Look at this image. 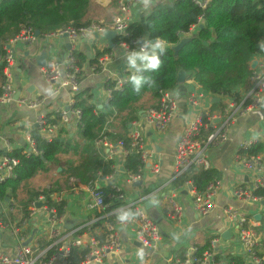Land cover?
Returning a JSON list of instances; mask_svg holds the SVG:
<instances>
[{
	"label": "built area",
	"instance_id": "obj_1",
	"mask_svg": "<svg viewBox=\"0 0 264 264\" xmlns=\"http://www.w3.org/2000/svg\"><path fill=\"white\" fill-rule=\"evenodd\" d=\"M140 1L117 0V13L111 21L92 22L90 25L81 27H68L42 36L47 41L53 38H64L71 45L63 59L50 55L46 59V65L40 68L42 77L49 89L48 96H42L35 100L20 97L19 100L15 101L17 90L13 85V74L18 57L24 54V51L20 50L21 46H25L31 51L40 37L36 36L33 29L22 27L17 36L4 43L0 63L5 65L6 83L0 89V106L16 102L20 106L32 110L34 117L25 119L22 122L24 132L21 143H12L9 139L0 137L4 148V154L0 158V184L8 178L16 176L15 170L19 165V160L9 154L13 149H21L26 158L42 156L43 151L40 149L39 143L44 145L54 143L63 135L61 133L62 128L65 127L67 130H71L72 119H74L76 127L80 124L79 120L82 113L80 110L74 109L72 103L68 106V110L63 108L57 112L61 115L59 123L53 122L54 117L52 114H48L43 109L49 103V100L56 99L64 92L73 96L82 91L79 80L81 67L76 57L78 41L99 36V38H96L98 40L104 38L103 34L107 30H111L117 33V46L122 52L138 50L143 45L139 41L128 43L130 38L129 29L132 23L131 10ZM193 1L202 9L206 8L208 3V0ZM103 49L98 50L102 51ZM112 56V53L99 56L94 67L95 70L97 69L107 77L109 87L106 91V100L110 99L113 93L119 91L128 81L127 76H118L110 71L108 65ZM250 70L252 74L249 84L246 88L241 89V99L220 97L218 99L221 100V106L217 110L205 108L201 105L200 101L205 95H208L204 91V93L192 91L189 94L188 104L195 109L196 113L185 123L176 142L173 152L172 174L167 187H174L173 181L190 173L192 168L205 171L212 169L211 149L225 145L231 128L263 105L264 55L257 66L250 67ZM178 111L179 106L173 93L160 91L157 105L148 108L141 113L139 119L128 124V142L113 140L110 135L111 130L107 126L104 127L92 144L98 157L104 163L110 165L111 174L103 178L102 172L98 171L93 179L83 183L76 182L75 186L68 188L72 192L86 194L87 210L97 213V216L90 221L82 223L67 233L61 230L62 218L56 205L65 202L66 194L64 193L42 194L30 202L27 215L21 221V224L27 226L35 221L41 212H44L47 227L46 239L49 244L47 247L42 249L40 243L26 242L25 238L21 237L22 231L17 224H14L8 217H5L6 221L2 219V215L12 213L16 205V200L8 199L7 209L0 211V228L10 229L17 239L18 245L13 254H9L0 248V264H109L110 257H119L123 251V239L120 230L127 228L133 230L137 242L144 249H147V252L143 254V264L149 261L160 250L163 240L159 224L150 217L143 207L142 196L128 201L119 184L121 181L133 184L142 180L148 169L153 174L160 173L161 165L157 159L158 152L156 147L150 144L147 131L156 136H163L177 117ZM94 113L96 114L97 110ZM116 114L115 112L110 122L113 121ZM34 133H37V135ZM255 142L254 140L243 141L234 154V165L252 172L254 179L251 186H235L232 189V196L238 201L259 204L263 201L261 198L256 197L253 191L264 187V154L254 156L247 153ZM131 153L137 155L141 161L137 174H133L126 169V159ZM103 182L110 188L108 194L103 191ZM179 189L190 192L194 211L202 217H207L217 208V198L223 189V181L221 179L211 182L205 190L198 191L193 180H188ZM176 194L177 191L173 189L167 196H163V199L168 207L167 218L180 225L184 221L185 212ZM108 198L123 204L113 211H109ZM38 204L41 206L38 207ZM128 209L133 210V215L129 216L127 221L117 220L105 223L104 232L107 236L104 243L90 229L99 219L107 218L112 214ZM222 212L226 220L232 223L238 231V244L242 252L241 255H245L251 264H261V260L256 256L257 251L262 248L259 223L248 219L244 213L232 205L225 206ZM85 228H87L86 231ZM74 249L86 250L84 259L78 263H75L72 259ZM218 253H221L219 240L212 238L210 247L206 251L200 254L198 248H192L191 253L175 257L169 260V264H221L219 260L217 261Z\"/></svg>",
	"mask_w": 264,
	"mask_h": 264
},
{
	"label": "trees",
	"instance_id": "obj_2",
	"mask_svg": "<svg viewBox=\"0 0 264 264\" xmlns=\"http://www.w3.org/2000/svg\"><path fill=\"white\" fill-rule=\"evenodd\" d=\"M91 5L92 0H0V56L3 55V44L17 36L22 27L38 30L40 35L44 36L68 27L90 25L92 22L87 20V15ZM196 26L198 33L183 41L182 36ZM129 31L130 44L133 41L142 42L145 37L162 38L167 41V49L161 56L160 68L156 72L143 73L146 77H152L155 84L151 87L145 85L137 93L127 81L103 103L102 109L93 102L94 96L88 90L75 94L73 107L82 113L77 133L64 127L61 129L63 135L54 143L49 145L39 143L43 151L42 156L26 158L21 149H13L9 154L19 160V165L15 170L16 176L0 184V203L7 204V199L17 200L18 191L25 189L30 195L23 205L26 209L40 194L51 193L53 189L48 188L31 191L28 183L38 174L49 172L54 163L60 165L59 173L68 178L77 177L84 182L93 179L98 171L102 172L103 178L110 175V165L98 157L93 148V141L107 126L111 130L113 140L128 142L127 126L139 119L141 113L147 110L145 100L151 96L155 107L159 101L160 91L173 93L180 86L178 76L182 72L188 79H193L210 97L240 100L241 89L248 86L252 74L250 70L252 59L264 55V0H208L204 9L193 0H161L143 22H132ZM117 43L116 39L115 44ZM181 43L183 45L175 55L174 47ZM111 52L112 50L106 47L102 51L97 50L92 59L88 60L81 52H77L76 57L80 67L86 62L95 67L99 56ZM4 66L0 63V89L6 83ZM130 75L129 72L127 77ZM220 106V103L214 104L215 108ZM115 112L117 114L110 122ZM52 116L53 122H60L59 113ZM247 153L262 156L264 144L256 141ZM62 155L76 158L61 165L59 157ZM140 165L141 161L137 155L131 153L127 156L128 171L137 174ZM188 180H193L197 190L203 191L211 182L221 180V174L213 168L206 171L192 168L190 173L175 179L173 186L181 187ZM103 191L108 194L110 189L104 187ZM253 194L264 201V187L255 189ZM107 200L110 204L109 211L123 204L109 198ZM64 205V203L56 205L60 216L64 212ZM123 213H129L131 216L133 210H123L95 222L93 228L99 227L100 233L94 234L102 243L107 236L104 232L105 223L119 220ZM95 215L97 216V213ZM261 226L264 227V216ZM48 245L42 243L41 248ZM209 247L210 243L199 247V253ZM85 254V249H74L72 259L78 263L84 259ZM256 256L261 260V264H264V239L262 248L257 251ZM218 260L221 264H251L245 255L234 253H218Z\"/></svg>",
	"mask_w": 264,
	"mask_h": 264
},
{
	"label": "crops",
	"instance_id": "obj_3",
	"mask_svg": "<svg viewBox=\"0 0 264 264\" xmlns=\"http://www.w3.org/2000/svg\"><path fill=\"white\" fill-rule=\"evenodd\" d=\"M161 0H141L132 10V22H143L153 7ZM96 4L91 6L90 13L87 15V20L91 22H107L111 21L117 13V0H96ZM110 3V4H109ZM198 33V27H194L188 34L182 36V40H187ZM37 44L34 45L31 51L27 47L21 46V51H24L22 56H19L14 68L13 85L17 92H20L21 98L35 100L42 96H48L49 89L42 77L40 67L37 65L36 59L43 52L47 51L48 56L54 55L63 59L68 51L69 42L64 38H53L50 41L44 39L41 35ZM112 49V59L109 62V69L112 73L118 76H128V69L124 60V53L115 44ZM4 45V44H3ZM108 46V42L104 38L96 39H81L78 41V52L90 53L91 58H94L98 49H103ZM3 48V47H2ZM27 49V51H25ZM263 55L254 57L250 63V67L254 68L261 60ZM88 57V56H87ZM186 75V74H185ZM80 83L82 91L88 90L94 96L93 102L98 108H103V103L106 100V91L109 87L105 74L95 70L89 62L81 66ZM192 91L204 93L198 87L193 79H188L186 76L184 82L173 92L177 100L179 111L169 130L163 136H156L150 131H147L150 144L161 148L158 152V162L161 165V171L158 174H153L150 169L146 171L142 180L133 184H127L121 181L119 186L122 188L124 195L128 201L135 200L142 196V205L146 209L154 221L159 224L163 240L160 250L154 254L145 264H169V260L179 257L182 254L191 253L192 248H199L210 243L212 238L219 240V250L221 253H234L241 255V249L238 244V231L232 223H229L223 215V208L227 205H232L238 208L246 217L254 222L259 223V232L261 238L264 239V227L261 226V221L264 216V205L262 203L242 202L233 198L232 189L239 186H251L254 175L244 169L236 167L233 163L234 154L238 151L239 145L243 141H258L264 144V135H260L258 139H252V133H264V103L254 112L250 113L245 119L234 125L228 134V140L221 147H213L210 151V160L212 168L221 174L223 181V189L217 198V208L214 212L202 217L198 215L193 208V202L190 192L185 189L175 187H167L172 174L173 168V152L175 145L185 123L196 113L195 109L188 104V97ZM216 98L205 95L200 101L205 108L217 110L214 104L220 103ZM264 102V97H263ZM74 104V95L62 93L56 99L49 100L43 109L48 114L57 113L60 109L66 108ZM221 104V103H220ZM34 117L33 111L28 107L20 106L16 102L10 105L0 106V137L9 139L12 143H21L23 139L24 127L22 122L25 119ZM71 131H77L74 119L71 120ZM145 126V125H144ZM147 127V126H145ZM157 150V149H156ZM4 154L3 142L0 139V158ZM102 187H108L105 182ZM110 189V188H109ZM177 191V198L182 205L185 218L182 224L173 223L167 218L168 207L163 196H167L172 190ZM66 200L64 202V212L61 215L62 222L60 228L63 232L72 231L75 227L84 222L90 221L96 215L86 208L87 196L85 193H75L66 190ZM8 201V199H7ZM8 204V203H7ZM7 204L0 203V211L7 209ZM28 208V207H27ZM27 209L17 207L13 213L3 215L2 219L8 217L14 224H17L21 229L22 235L26 242L31 243H48L46 239L45 213L41 212L35 221H32L27 226H23L21 221L25 219ZM260 220H258L259 218ZM258 218V219H256ZM7 220L6 218L4 219ZM90 229L99 234L100 228ZM87 228H85V231ZM123 239V251L119 257H110L109 264H140L141 261L136 253L142 251L147 252L136 240L135 233L132 229L120 230ZM225 235L227 238H224ZM18 245L17 239L12 231L8 228H0V248L9 254H13ZM184 252V253H183Z\"/></svg>",
	"mask_w": 264,
	"mask_h": 264
},
{
	"label": "clouds",
	"instance_id": "obj_4",
	"mask_svg": "<svg viewBox=\"0 0 264 264\" xmlns=\"http://www.w3.org/2000/svg\"><path fill=\"white\" fill-rule=\"evenodd\" d=\"M144 43L138 49L130 50L124 53V60L126 66L131 75L128 77V81L132 86V89L139 93L145 85L151 87L155 84V80L152 77H146L143 75L145 72H156L161 66V56L164 55L167 49V41L162 38L147 39L143 38ZM260 135L252 133V139H258ZM129 213H123L119 220L121 222L127 221ZM143 264V252L138 251L136 253Z\"/></svg>",
	"mask_w": 264,
	"mask_h": 264
},
{
	"label": "rangeland",
	"instance_id": "obj_5",
	"mask_svg": "<svg viewBox=\"0 0 264 264\" xmlns=\"http://www.w3.org/2000/svg\"><path fill=\"white\" fill-rule=\"evenodd\" d=\"M95 1L96 0H92V5L96 4ZM103 1H109V0H103ZM2 51H3V49H2ZM154 105H155V102H154V99L151 96L148 97L145 100V108L146 109L151 108ZM74 132L77 133V131L75 129H74ZM75 158L76 157H74V156L62 155V156L59 157V163L62 165V163H65L68 160H73ZM58 166H60V165L54 163L51 166V170L49 172L38 174L34 179H32L28 183V188L31 191H42L45 188H48V189H53L52 192H59V193L66 194L67 193L66 190L69 187H71V186H75L76 182H80V183L84 182V181H82L81 179H79L77 177L68 178L66 175H63V174L59 173L58 170L61 169V168L58 167ZM70 183H71V185H70ZM28 193H29V191H26L25 189H21V190L18 191V195H17L18 197H17V200H16V205L14 206V210L17 207H20V206L23 207V205L26 203V200H28L30 198V195ZM23 208H25V207H23ZM26 209H27V207H26Z\"/></svg>",
	"mask_w": 264,
	"mask_h": 264
},
{
	"label": "water",
	"instance_id": "obj_6",
	"mask_svg": "<svg viewBox=\"0 0 264 264\" xmlns=\"http://www.w3.org/2000/svg\"><path fill=\"white\" fill-rule=\"evenodd\" d=\"M201 27H203L201 25ZM36 36H40V31H35ZM104 39L107 40L108 42V48L110 50L114 49V40L118 37L117 33L111 30H107L104 34H103ZM65 38H67V36H65ZM96 38H99V36H97ZM185 41V40H184ZM144 40L142 41L141 44H143ZM183 45V43H181L180 45H177L174 47V52L175 55L178 54L179 50L181 49V46ZM71 45L68 44L67 48L70 49ZM88 58H91L90 53H87ZM48 58V53L47 51H43L36 59L37 65L42 68L46 65V59ZM184 78H185V73L182 72L179 74L178 76V82L181 84L184 82ZM20 92H17L15 95V101L19 100L20 98ZM215 100L220 101V99L216 98ZM66 110H68V107H66ZM70 116V113L68 114ZM157 151L160 152L161 148L159 146L156 147ZM61 169H59L58 171H60ZM141 182H138V184H140ZM262 204L264 205V201L262 202ZM41 205L38 204V207H40ZM259 218V217H258ZM256 218V219H258ZM260 220V218L258 219ZM224 238H227L225 235H223Z\"/></svg>",
	"mask_w": 264,
	"mask_h": 264
}]
</instances>
